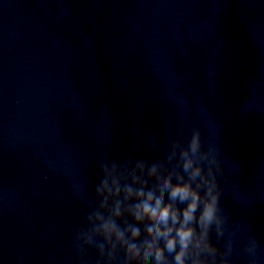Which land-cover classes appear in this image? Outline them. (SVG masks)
<instances>
[{
  "label": "clouds",
  "instance_id": "obj_1",
  "mask_svg": "<svg viewBox=\"0 0 264 264\" xmlns=\"http://www.w3.org/2000/svg\"><path fill=\"white\" fill-rule=\"evenodd\" d=\"M148 145L158 150L155 139ZM98 167L90 210L74 237L79 264H91L89 250L95 264H231L235 229L221 205V151L202 139L201 128L170 139L151 162L103 160ZM259 248L249 232L246 264H261Z\"/></svg>",
  "mask_w": 264,
  "mask_h": 264
}]
</instances>
